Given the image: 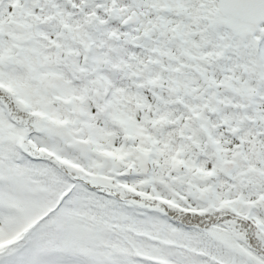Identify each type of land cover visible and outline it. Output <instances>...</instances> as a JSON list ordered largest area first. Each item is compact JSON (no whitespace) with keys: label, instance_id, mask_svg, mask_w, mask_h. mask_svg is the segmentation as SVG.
<instances>
[{"label":"snow or ice","instance_id":"snow-or-ice-1","mask_svg":"<svg viewBox=\"0 0 264 264\" xmlns=\"http://www.w3.org/2000/svg\"><path fill=\"white\" fill-rule=\"evenodd\" d=\"M0 264H264V0H0Z\"/></svg>","mask_w":264,"mask_h":264}]
</instances>
